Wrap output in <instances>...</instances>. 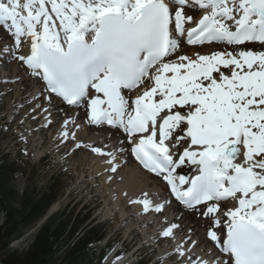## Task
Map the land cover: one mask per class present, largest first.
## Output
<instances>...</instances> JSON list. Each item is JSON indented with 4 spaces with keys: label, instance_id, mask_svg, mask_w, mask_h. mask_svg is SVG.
Segmentation results:
<instances>
[{
    "label": "snow or ice",
    "instance_id": "6c2138e0",
    "mask_svg": "<svg viewBox=\"0 0 264 264\" xmlns=\"http://www.w3.org/2000/svg\"><path fill=\"white\" fill-rule=\"evenodd\" d=\"M192 2L199 17L190 0H0V59L40 82L21 123L90 151L109 182L129 155L158 179L166 195H124L164 217L172 264H264V0Z\"/></svg>",
    "mask_w": 264,
    "mask_h": 264
},
{
    "label": "rangeland",
    "instance_id": "374dc122",
    "mask_svg": "<svg viewBox=\"0 0 264 264\" xmlns=\"http://www.w3.org/2000/svg\"><path fill=\"white\" fill-rule=\"evenodd\" d=\"M1 40L2 37H0ZM6 41L10 43L9 38ZM4 69L5 72L9 70L8 67ZM7 87L9 85H5L0 77V154L6 156L7 162L19 166V172L10 182L11 187L19 193L24 190L29 191L35 198L42 193H47L50 188L57 190L52 205L45 213L46 216L61 211H64L65 215L72 213V217L77 214L79 217L86 211L91 213L90 220L102 224L105 232L104 238L95 244L94 252L90 257L91 264H95V257L100 250L108 253L103 264H115L114 254L120 258L124 257V261L121 262L123 264H134L141 259H145L148 264H172L167 256L169 250L164 251L170 246H166L162 240L142 245L140 238L146 233L140 228L135 229L137 227L135 217L121 222L118 212L107 211L105 206L113 197L111 194L105 196L100 190V182L105 179V176L94 177L93 163L98 157L88 150L77 151L75 155H72L73 149L65 147L58 141H52V138L48 139L50 135L54 136L52 128L43 133L38 124H34L27 118L21 123L26 109L22 110L21 105H18L19 97H14L13 93H4L9 89ZM9 101L11 104H8ZM40 132L43 134V144L39 157H36L33 152H30V141L37 139L41 135ZM98 164L100 162L95 163V166ZM101 172L104 173L103 170ZM131 210L133 211V207L129 206L125 212L130 213ZM195 221L202 222V218L194 217ZM131 225L133 227H130ZM195 228L204 234L207 225L201 223L195 225ZM33 229L34 227L24 237L14 241L11 248L25 249ZM107 247H111V250L108 251Z\"/></svg>",
    "mask_w": 264,
    "mask_h": 264
},
{
    "label": "trees",
    "instance_id": "16d2710c",
    "mask_svg": "<svg viewBox=\"0 0 264 264\" xmlns=\"http://www.w3.org/2000/svg\"><path fill=\"white\" fill-rule=\"evenodd\" d=\"M19 166L0 154V264H91L95 244L105 232L103 225L86 211L78 217L64 211L48 216L34 231L27 247L11 249L9 244L21 238L44 217L55 199L53 188L35 198L29 191L14 190L10 182ZM100 250L95 264L102 263ZM136 264H146L140 260Z\"/></svg>",
    "mask_w": 264,
    "mask_h": 264
},
{
    "label": "bare ground",
    "instance_id": "6f19581e",
    "mask_svg": "<svg viewBox=\"0 0 264 264\" xmlns=\"http://www.w3.org/2000/svg\"><path fill=\"white\" fill-rule=\"evenodd\" d=\"M189 8L191 9L192 14L194 15L198 12H200L201 15L203 14V11L199 9V6L195 5L193 2L189 4ZM0 37H2L0 44L8 43L6 41L8 37L2 30H0ZM27 47H30V45ZM218 48L219 46H215L213 47V50H218ZM197 50L201 51L202 53L205 51V49L187 47L186 53L191 54L192 52ZM4 67L9 68L8 72H5ZM0 77L5 85H9V87H7L9 89H7L4 93H13L14 97L17 96L20 98V103L18 105L31 103V97L33 95H39L38 89L40 88V82L32 78L30 76V72L24 67H22L15 58L0 59ZM20 77H22L23 79L21 80ZM8 104H11V102L9 101ZM61 115L63 114L61 113ZM50 129L51 128H46V131H44L45 129H41V131H43L44 133L49 131ZM52 131L54 133V136L50 135L48 139L52 138V141L57 142L58 130L52 128ZM40 133L41 135L37 139H33L30 141V152H33V155L36 157H39L41 153V146L43 144V134L42 132ZM79 135L83 138L85 143H96L97 145L110 143V141L106 140L105 138L107 133L96 128H90L88 126H85L82 130L79 131ZM69 147L73 149L71 146ZM127 160L128 162L124 164V166L120 169L117 179L111 182L107 180L106 174L101 172L103 170V167L102 162L99 158H97L96 162L93 163V173L95 174L94 177H98L99 175L105 176V179L103 181L101 180L100 182V190L104 192L105 196L111 194V197H113V199L110 198L109 202L105 206L107 208V211L110 213L118 212L117 215L121 222L131 220L133 219V217H135V224L137 226L135 227V229L140 228L142 231L145 230L146 235H143L142 238H140V242H142L143 245L144 243L155 241L154 237L156 233L159 232L161 227V221L164 219V217L158 215H142L139 213L138 208L135 207H133V211L131 210L132 212H125L126 208L130 205H128V200L125 198L124 193L127 192L132 195L138 194L141 191H146L150 193L154 198H159L161 195H166V191L164 187L159 184L157 178L149 176L146 173L140 171L138 166L132 161L130 155L127 157ZM99 162L100 164L95 166V163ZM231 206L232 203L230 202L229 207ZM166 215L171 218V216L173 215V211L168 210ZM177 215L179 214L177 213ZM190 222H193L192 225L194 227L195 225H200L201 223L206 224V221L203 218L202 222H194V217H192ZM130 227L133 226L131 225ZM132 230H134V228H132ZM196 230L198 234H201L200 230ZM161 240L166 246H170L164 249V251L169 250V252L167 253V256H169L172 253V250L170 251V249L174 248L175 246V241L170 242L163 239ZM197 252H199V250H197ZM172 259H175V257H173ZM122 261H124V257L120 258V263Z\"/></svg>",
    "mask_w": 264,
    "mask_h": 264
}]
</instances>
